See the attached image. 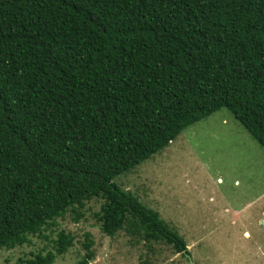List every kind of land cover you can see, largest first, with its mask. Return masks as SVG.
Masks as SVG:
<instances>
[{
  "label": "trees",
  "instance_id": "obj_1",
  "mask_svg": "<svg viewBox=\"0 0 264 264\" xmlns=\"http://www.w3.org/2000/svg\"><path fill=\"white\" fill-rule=\"evenodd\" d=\"M224 107L264 148V0H0V250L101 197L103 232L183 252L114 179Z\"/></svg>",
  "mask_w": 264,
  "mask_h": 264
},
{
  "label": "rangeland",
  "instance_id": "obj_2",
  "mask_svg": "<svg viewBox=\"0 0 264 264\" xmlns=\"http://www.w3.org/2000/svg\"><path fill=\"white\" fill-rule=\"evenodd\" d=\"M114 181L157 210L186 250L140 239L124 227L106 234L95 215L104 199L93 197L79 219L70 211L42 236L1 249L0 264H26L20 259L55 251L61 230L74 242L52 264H76L87 239L94 251L89 264H264V148L228 108L186 127Z\"/></svg>",
  "mask_w": 264,
  "mask_h": 264
},
{
  "label": "bare ground",
  "instance_id": "obj_3",
  "mask_svg": "<svg viewBox=\"0 0 264 264\" xmlns=\"http://www.w3.org/2000/svg\"><path fill=\"white\" fill-rule=\"evenodd\" d=\"M248 235V233H246Z\"/></svg>",
  "mask_w": 264,
  "mask_h": 264
}]
</instances>
